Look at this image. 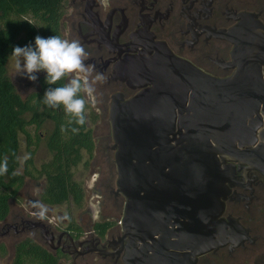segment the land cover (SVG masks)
<instances>
[{
    "label": "water",
    "instance_id": "1",
    "mask_svg": "<svg viewBox=\"0 0 264 264\" xmlns=\"http://www.w3.org/2000/svg\"><path fill=\"white\" fill-rule=\"evenodd\" d=\"M235 19L213 35L233 44L231 62L217 64L235 66L226 78L176 56L146 28L108 47L119 57L113 80L148 87L127 100L112 95L123 234L98 254L124 243V264H195L228 242L230 252L245 239L253 243L230 215L220 218L230 187L251 189L257 176L249 169L264 175V25L251 12Z\"/></svg>",
    "mask_w": 264,
    "mask_h": 264
},
{
    "label": "flooded vegetation",
    "instance_id": "2",
    "mask_svg": "<svg viewBox=\"0 0 264 264\" xmlns=\"http://www.w3.org/2000/svg\"><path fill=\"white\" fill-rule=\"evenodd\" d=\"M241 12L256 13L264 25V0H67L60 20V37L79 40L90 54L86 63L94 64L107 78L104 83L96 85L98 102L86 104L85 125L91 133L92 148L90 151L80 148V153L97 151L106 154L108 167L117 177L109 120L112 95L119 92L123 100H127L148 87L132 89L125 81L113 80L112 66L119 57L115 51L108 50L111 44L128 43L129 35L138 28H146L155 35L154 41H164L176 56L212 76L226 78L235 71V66L221 68L217 64L231 62L233 44L213 35L218 29L227 31L235 26L239 22L235 17ZM44 75L43 71L37 75L34 92L40 89V79ZM40 128L32 127L34 154ZM49 135L47 147L50 150ZM247 176H257V179L251 183V189L230 187L220 218L227 221L230 215L253 243L245 239L230 252L231 242H228L197 256L195 264H264V175L256 169H249ZM101 184L108 196L101 193L104 200L98 201L100 215L97 218L90 216L85 224L79 220V223L70 221L61 226L48 217L38 218L37 211L33 212L31 219H25L23 215H12L9 209L6 218L0 221V238L10 233L18 237L9 249V264H14L16 246L25 239L55 256V264H124V243L117 253L98 254L107 240L122 236L121 218L125 205V197L116 184L114 188L110 182ZM101 210L107 215L101 214ZM97 224L107 225L102 235L96 229ZM0 254H5L2 244ZM22 262L36 264L28 259Z\"/></svg>",
    "mask_w": 264,
    "mask_h": 264
},
{
    "label": "trees",
    "instance_id": "3",
    "mask_svg": "<svg viewBox=\"0 0 264 264\" xmlns=\"http://www.w3.org/2000/svg\"><path fill=\"white\" fill-rule=\"evenodd\" d=\"M67 0H0V160L7 157L8 172L0 175V221L4 220L10 209V200L24 183L26 176L36 179L43 177L44 187L40 194L43 203L57 206L71 201L80 206L83 201V189L75 181L72 168L80 161V148L90 151L92 139L90 130L74 122L69 124L62 107L52 109L42 103L45 91L50 87L62 86L46 83V73L40 79V89L22 98L16 91L6 73V61L13 48L33 45L37 35L48 38L60 36V20ZM53 123L48 146L51 157L40 167L33 164L34 145L30 127L37 129L46 121ZM64 128V131L61 128ZM72 128H78L73 133ZM27 140V154L24 172L17 171L18 136ZM106 224H97L96 229L102 235ZM2 252L4 249L2 248ZM28 259L36 264H55L56 257L41 247L25 239L16 246L14 264H24ZM21 260V261H20Z\"/></svg>",
    "mask_w": 264,
    "mask_h": 264
},
{
    "label": "clouds",
    "instance_id": "4",
    "mask_svg": "<svg viewBox=\"0 0 264 264\" xmlns=\"http://www.w3.org/2000/svg\"><path fill=\"white\" fill-rule=\"evenodd\" d=\"M11 56L15 57V70L30 81H36V73H46V83L57 85L61 80H66L62 86L48 88L42 103L49 108L62 107L69 116L68 123L83 126L86 123V104H96V85L106 81V76L97 71L94 64L86 63L90 54L84 45L77 39H65L58 35L43 38L35 37L34 46H16ZM62 131L64 128L62 126ZM72 128V132H78ZM29 155L23 157L29 159ZM8 172V160H0V175ZM31 207L39 209L35 215L43 219L47 208L37 201L30 202Z\"/></svg>",
    "mask_w": 264,
    "mask_h": 264
},
{
    "label": "rangeland",
    "instance_id": "5",
    "mask_svg": "<svg viewBox=\"0 0 264 264\" xmlns=\"http://www.w3.org/2000/svg\"><path fill=\"white\" fill-rule=\"evenodd\" d=\"M254 13V12H251ZM256 14V13H255ZM6 73L11 79L16 91L22 98H26L30 93L36 90L35 81H30L26 76L17 74L15 70V57L8 56L6 61ZM41 72V71H40ZM40 72L36 73L37 76ZM53 125L50 121H46L38 131L40 139L37 143L36 152L33 155V164L38 168L42 163L46 162L51 157V152L47 147V136L50 134ZM30 132L33 131L32 127L29 128ZM26 140L24 135L18 136V172L23 173L25 167V160L23 157L27 154ZM107 155L94 151L91 154L84 152L81 161L72 168V174L75 181H77L83 189V202L80 207L75 206L72 202L68 201L57 206H47L40 201V193L44 187V178L32 179L28 176L24 178V183L18 190L17 194L10 200V211L12 215H23L25 219H31L34 211L39 209L31 207L30 202L37 201L47 208L45 217L52 221H56L59 225H66L67 222L73 221L74 223L85 224L90 216L97 218L100 213L98 211V201L104 200L101 193L105 197L108 193L101 183L110 182L113 188L115 186L116 175L113 174V169H109L107 164ZM107 211V209H106ZM101 210V214L107 215V212ZM18 237H13L12 233L8 236L0 238V244L5 247V254H0V264L10 263V247Z\"/></svg>",
    "mask_w": 264,
    "mask_h": 264
}]
</instances>
